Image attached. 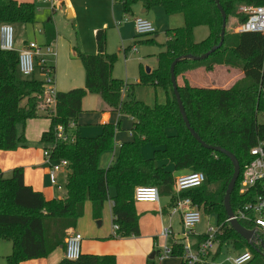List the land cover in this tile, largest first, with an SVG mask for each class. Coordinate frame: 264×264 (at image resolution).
I'll return each instance as SVG.
<instances>
[{
    "label": "trees",
    "instance_id": "obj_1",
    "mask_svg": "<svg viewBox=\"0 0 264 264\" xmlns=\"http://www.w3.org/2000/svg\"><path fill=\"white\" fill-rule=\"evenodd\" d=\"M227 15V29L221 48L202 61H183L176 67V77L198 67L209 72L216 66L240 69L244 79L230 89H206L192 87L188 83L179 86L181 99L191 127L209 146L221 147L236 156L241 174L231 196L234 212L254 202L257 191L241 195L240 185L245 167L254 157L251 150L264 143V34L237 33L228 29L231 16L239 18L240 25L248 17L238 13L243 6L264 7V0H218ZM124 15L134 16V7L142 5L150 11L162 7L169 16L183 14V28L167 30L164 51L158 55L157 68L150 74L142 72L138 84H128L114 78L116 54L107 52V29L98 30L95 36L97 53H78L85 69V87L57 97L56 115L48 117L50 128L41 141L47 145L55 142L59 126L74 136L70 144L57 143L53 157L70 162L63 199L46 200L42 192L35 191L24 181L22 169L13 172L12 180H4L0 170V240L11 242L13 251L6 264H22L45 259L59 248L65 250L66 240L84 216L87 202L92 204L93 218L101 220L104 205L112 201L113 224L119 229L113 238L140 236V215L134 200L138 187L158 188L160 194L170 197L169 207L174 206V172H201L207 177L202 187L182 194L192 199L205 214L215 213L223 235L217 239L219 255L223 246L249 250L253 256L248 264H264V240L258 244L247 242L226 221L224 198L234 174L231 160L224 154L203 147L187 129L180 113L171 81V65L181 56H201L219 45L222 31V15L215 0H115ZM35 4L16 0H0V25L2 23H33ZM207 27L209 36L196 42L194 31ZM49 43L55 38L47 26ZM146 43L152 40H146ZM55 70V67L52 66ZM161 86L168 95L165 105L150 107L135 99L136 85ZM125 93L126 98L122 95ZM88 95H98L111 113L129 116L134 120L133 140L120 147L117 159L109 168L99 167L103 152L114 147L116 132L121 121L102 126V134L86 138L75 131L78 117L83 111V101ZM45 91L40 81L23 78L18 70L16 51L0 48V150L13 151L25 143L24 128L29 120L39 118L45 108ZM19 126L23 132L19 133ZM174 130V132H172ZM145 144L154 148L153 157L142 154ZM169 161L174 171L158 166ZM186 173V174H187ZM114 194L111 195L110 190ZM261 193V191H258ZM249 231L254 227L241 221ZM194 238L193 247L207 239L203 234ZM184 239L173 244L172 257L184 259ZM243 250V251H244ZM160 251H157V255ZM59 264H117L115 256L82 254L77 261L62 260ZM148 264H157L150 260Z\"/></svg>",
    "mask_w": 264,
    "mask_h": 264
},
{
    "label": "rangeland",
    "instance_id": "obj_2",
    "mask_svg": "<svg viewBox=\"0 0 264 264\" xmlns=\"http://www.w3.org/2000/svg\"><path fill=\"white\" fill-rule=\"evenodd\" d=\"M56 1L57 2L55 3V5H52L51 3L40 4L36 2V15L34 22L28 24H18V26H14V28L15 41L22 43V45H26V43L29 44L31 42H36L38 45L41 46L48 45L47 26H49V30L54 33L55 40L53 41V53L46 54V56L48 64L49 62H53V65L55 66L54 77L56 81V89L60 93H66L67 88H69L70 86H77V88L74 89H81L85 87V69L82 61L77 57V55L78 53H82L85 55H94L97 53H87L86 51H84V49L88 50V45L97 48L96 39L94 36L95 33L93 34V29L95 27H97L98 30L107 29V52L109 54L117 55V60L114 64L113 69L114 78L123 80L125 83L137 84L138 82H140V78L143 71L147 73V68L153 70L157 68L158 55L164 51V48L160 47L159 44L166 42V31L168 29L183 28L185 26V17L183 14H175L169 16L166 14L165 10L162 7H155L151 10H159H157L156 12H152V15L150 17L149 14L147 15L148 18L145 17V14H140V16L149 19L155 25L156 29H158V34L153 36L138 37L134 33V24L132 23V21L130 20L128 22H125L128 17L134 16L124 15L121 12L120 18L117 19L118 21L116 23H106L108 24V26H104L105 23H103V20L107 19L103 18V16L106 17L107 15H109V11L102 5L91 7L89 6L88 10L80 16V19H68L67 8H63L64 5L62 6V8H60L61 4L58 3L59 0ZM100 1L101 3L98 4H102L105 1H107L108 3L110 2L111 14H113V0ZM238 13H241L240 10L238 11ZM239 21L240 20L236 15L231 16L228 20V29L237 31L238 27L240 26ZM121 30L127 36L125 40L121 39ZM208 32L209 29L207 27H200V29L195 33L196 41L201 42L205 40L208 37ZM147 38L154 39L157 43L148 44L145 42ZM128 47H131V50L125 52L124 49ZM134 48L137 50V53H134L132 51L134 50ZM15 50L20 51L17 46L15 47ZM223 67L225 66H216L214 68V71L212 72L207 71L205 67H198L196 69H192L188 71V75L186 74V72L177 78L178 85L184 86L186 83H188L192 87H197L198 85V88H201V85L207 84V82L211 80L212 82H215L214 84L216 85L225 86L226 80L224 79V75L222 74L221 70ZM231 69L233 71L235 70V72L233 73H236V71L240 70L235 68ZM38 74L36 73V76H38ZM39 77L42 79L40 75ZM243 79L244 77L238 82L242 81ZM133 95L136 100L144 102L150 107H155L156 105H165L168 101V96L165 89L161 86L153 84L136 85ZM122 98H126L125 93H123ZM99 99L100 98L98 95L86 96L85 107H98ZM40 113L43 114L42 112ZM115 120V124L121 121V126L120 129L116 132L114 147L111 150L103 152L100 156L99 165L105 169L111 166L113 162L117 159L120 152V140L128 136L129 134V126L131 121L130 117L126 115L119 117L118 115ZM83 129L90 130V134H94V132L97 131L95 136L84 135L83 137L92 136L86 138H96L102 134L101 125H83L81 127V131ZM172 132H174V130H172ZM118 134H120L119 137H117ZM153 151L154 148L151 144H145L142 148V154L147 159L153 157ZM0 153H2L1 150ZM157 165H164L169 171L173 170L174 168L169 161H160L157 163ZM4 174L5 181L12 180L13 172L7 171L4 172ZM60 183L63 186V189L60 192L55 191V196L57 197H62L66 194V181L64 176L60 177ZM110 192L113 196V189H111ZM160 201L163 204H166L168 201V196L161 193ZM89 206L90 203H87L85 214L78 221L75 229L76 231L70 233V235L73 233L80 234L84 238L82 242L83 254H85L86 248L87 250H95L99 252L120 251L122 253V257H120V255L115 254L117 256V259L119 260L118 264H148V262L150 261L149 258L153 254L154 250H161L166 245L168 247H172L173 244L177 242V240L180 241L184 239L183 235L181 234L178 235L176 241L174 238H171L167 243V240L161 236V233L164 229L162 224L160 222L157 223L154 219L151 220V223L150 221L144 220V226L143 223L140 222L141 234L139 237H136L134 241L140 240L145 242L147 238L146 234L148 233L146 230L147 228L151 227V229H149L151 230V232H153V234H151L148 239L152 241V246L154 243H156V249L149 252V254L144 258H134L133 261H131V257H133V255L126 257L125 246L121 244L120 241H118L119 239L113 238V236L115 235V230L111 216V205L108 202L105 205L102 219L100 220L102 225L99 223L100 221L98 222L93 219L92 214L89 212ZM150 206V204H144V208H146L141 209V212L144 213V216L146 215V212L147 214H150L147 210V207L149 208ZM178 216L179 215H176L175 218H178ZM201 216L202 221L195 229L197 235L205 234L207 232L208 227L210 226L214 228L218 227V216L215 213L208 215L201 211ZM178 223V220L174 223V230L176 232L183 233L184 230L181 231V227ZM142 229L144 231H142ZM157 233L160 236L159 238L156 237ZM189 241L190 240L186 241V245H193V243ZM192 241H194V238L192 239ZM243 250L244 249L236 250L232 246H223L219 255H211L207 259V262L204 264H232L231 260L238 253L243 252ZM12 251L13 246L11 242L0 240V264H6V258L12 253ZM155 262L157 264L182 263L180 257H169L164 261H160L159 256L155 258Z\"/></svg>",
    "mask_w": 264,
    "mask_h": 264
},
{
    "label": "built area",
    "instance_id": "obj_3",
    "mask_svg": "<svg viewBox=\"0 0 264 264\" xmlns=\"http://www.w3.org/2000/svg\"><path fill=\"white\" fill-rule=\"evenodd\" d=\"M41 4H55V0H37ZM240 12L248 17L246 23L240 25L237 33H262L264 34V7L243 6ZM132 21L135 27V33L138 37L153 36L157 33L155 25L143 16L128 17L125 22ZM15 28L11 23H2L0 25V48L2 51L12 52L15 50ZM134 51H137L134 48ZM18 54V70L23 78H33L37 70L42 75L40 81L45 91V108L42 112L46 117L56 115L57 97L59 92L56 89V81L54 77V69L48 64L45 56L53 53L52 45L41 46L36 42L27 44ZM56 55V53H55ZM74 141V136L68 133L63 126H59L55 131V142L49 144L43 151V156L48 167V176L50 183L58 190H62L58 176L63 172L69 171L70 162L66 159H56L53 157V149L57 143L70 144ZM54 147V148H53ZM251 155L253 161L245 167L243 179L240 185V194L245 195L257 191L254 202L249 203L238 212H234L235 220L245 221L251 224L254 229L255 237L252 239V244H258L264 240V143H259L252 148ZM207 183V177L201 172H190L183 174L175 179L174 197L175 204L170 209L172 216L179 215L183 226V238L189 240L191 236L196 235L195 229L201 223V211L194 205L189 197H182V194L202 187ZM261 191L259 193L258 191ZM134 200L137 203L156 204L160 201V192L154 187H138L135 190ZM231 219H227L230 225ZM231 226V225H230ZM119 229L114 225L115 232ZM223 226L208 227L207 239L198 245L197 249L193 245L184 247V259L187 264H204L207 259L217 251L219 236L223 235ZM172 226L164 227L161 236L166 240L173 236ZM83 237L80 234L73 233L66 240L65 258L70 261H77L82 255ZM173 247L167 245L160 250L159 260L172 257ZM253 256L249 250L238 253L232 260V264H248Z\"/></svg>",
    "mask_w": 264,
    "mask_h": 264
},
{
    "label": "crops",
    "instance_id": "obj_4",
    "mask_svg": "<svg viewBox=\"0 0 264 264\" xmlns=\"http://www.w3.org/2000/svg\"><path fill=\"white\" fill-rule=\"evenodd\" d=\"M16 1L19 2V3H33V4H35L37 2V0H16ZM99 1L100 0H59L58 3L61 4L60 8H62L63 5H64L63 8H65V7L67 8L68 19H74V18L75 19H80V16L84 12H86L88 10L89 6L91 7V6L102 5L103 7H105L109 11V15H107L106 17L103 16V18L107 19V20H103V23H105L104 26H108V24H106V23H116L118 21L117 19L120 18L121 12L123 13L122 6L120 4H118V3H116L115 0H113V6H112L113 14H111V4H110V2L108 3L107 1H105L102 4H98V3H101V1L100 2ZM56 2L57 1L55 0V3ZM120 9H121V11H120ZM157 10H159V9H153V10H150V11H146V13H145L146 16L145 17L148 18V16H147L148 14H149V17H150L152 15V12H156ZM143 11H144V8L142 7V5L139 4V5L135 6L134 7V17L140 16V14L144 15ZM70 16H71V18H69ZM13 25L14 26H18V24H13ZM19 26H22V25H19ZM173 29H178V28H172V29H168V30H173ZM199 29H200V27H197L195 29L194 36H195V33ZM99 30H101V29H99ZM97 31H98V28L95 27L93 29V34L95 33L94 36H96ZM134 33H135V27H134ZM157 34H158V31H157V33L155 35H157ZM208 36H209V32H208ZM126 38H127V36L121 30V39L125 40ZM135 38H136V36H135ZM47 39H48V45H52L53 46V41L55 40V38L52 40L51 43H49V37H47ZM147 39L148 40H152V42H150L148 44L157 43L154 39H149V38H147ZM166 41H167V39H166ZM195 41H196V38H195ZM196 42H198V41H196ZM165 43L159 44V46L163 48V45ZM27 44L28 43H26V45ZM26 45L25 44L22 45V43H19L17 41L15 42V46H17L19 48V50L23 49ZM87 47H89L88 50L83 48L84 51H86L87 53H95V52H97L96 51V49H97L96 47H94V46L92 47L91 45H88ZM130 48L131 47L125 48L124 49L125 52L130 51L131 50ZM132 51L134 53H137V51H134V50H132ZM45 59L47 61V56H45ZM47 63H48V61H47ZM49 64L53 65V62H51V63L49 62ZM152 70L153 69H151V72H152ZM221 70H222V74L224 75V79L226 80L225 81L226 82L225 86L216 85V84H214L215 82H212L210 80V81L207 82V84H203L200 87L201 88H206V89H230L239 80H241L244 77L243 72L240 71V70L236 71V73H233V72H235V70L233 71L231 68L223 67ZM36 73L37 74L39 73L38 76H36ZM36 73L34 74L33 78L38 80V81H41L42 79L39 77V75L41 77H42V75L39 72V70H37ZM188 73L189 72H187L186 74L188 75ZM128 84H130V83H128ZM197 87H198V85H197ZM74 88H77V86H70L69 88H67L66 91L68 92V91L74 90ZM40 115L41 116L39 118L33 119V120H29L26 123L25 128H24L25 143L23 145H20L16 150H13V151H2V153H0V163H1L0 164V170L2 172L3 171L4 172H7V171L8 172H14V170H16V169H22L23 174H24V181H25V183L28 186H31L35 191L42 192L44 197L48 201L49 200H54V199H58L59 200V199L65 198L66 194L64 196H62V197L55 196V193H56L55 191H59L60 192L62 190H58L56 187H53L51 185L50 180H49V176H48V167H47L46 162L44 163L45 159L43 158V154H42L44 149L48 147L47 144H45V143H43L41 141L42 135H43V133H45V132H47L49 130L51 121L45 115H43L41 113H40ZM117 117H118V114L111 113V112L108 111L106 104L102 101L101 98L99 99V106L96 107V108H86L85 107V99H84V101H83V111L78 117L77 125H74V127H77V128H75V131L77 130L79 135L82 136V137L84 135H94L95 136L97 131L94 132V134L93 133L90 134V130L83 129L81 131V127L83 125H92V126L101 125V126H103V125L108 124V123L115 124V122H116L115 119ZM130 119H131V121H130V126H129V134H128V136H126V137H124V138H122L120 140L119 147H121V145H123L124 143L130 142V141L133 140V135L131 133V129L133 128L134 120L131 117H130ZM22 132H23L22 126H19V133L21 134ZM84 133H89V134H84ZM120 134H118L117 137H119ZM86 137H92V136H86ZM99 167L101 169H103V170H106L105 168H102L100 165H99ZM171 171H174V168ZM4 172H3V174H4ZM68 172L69 171L59 174V176H58L59 183H60V177L61 176L65 177V181L67 183ZM186 173L187 172H183V173L174 172V177L176 179V177L181 176V175L186 174ZM4 178H5V174H4ZM60 185H61V183H60ZM107 202L111 205L110 209H111V216H112L113 203H112V201H107ZM87 203H90V202H87ZM87 203L85 205V211H86ZM106 203H105V205H106ZM169 203H170V197H168V201H167L166 204H163L161 201H159L156 204L136 203V209H137V211H139L137 213L138 214L141 213V214H139L140 215V222L143 223V226L145 225V223H144L145 221L144 220L150 221V223H151L152 219H154L157 223L160 222L162 224L163 228L167 227V226H170V225L172 226L174 235L167 239V243H168L169 239H171V238H174L175 241H176L178 235L183 234L181 232H176L174 230V223L177 220L179 221L178 224L181 227V231H183V226H182V223H181V218L179 216H178V218H175V216L171 215ZM144 204H150L151 205L149 208L147 207L148 213H150V214H147V212H146L145 216H144V213L141 212L142 211L141 209H145L146 208V207L144 208ZM105 205H104V208H105ZM89 212L93 216L92 204L91 203H90V206H89ZM102 215H103V213H102ZM112 220H113V216H112ZM140 222H139V225H140ZM99 223L101 224V221ZM149 228L151 229V227H149ZM149 228H147V230H146L148 233L146 234L147 238H146L145 242L144 241H140V240L139 241H134V239L136 237H133V239L121 238V239L118 240L126 248V252H125L126 257H129V256L133 255V257H131V261H133L134 258H139V259L144 258V257H146L149 254V252H151L152 250L156 249V243H154L153 246H152V241L150 239H148L150 237V235L153 234V232H151V230ZM75 231L76 230H74L73 232H75ZM142 231H144V230L142 229ZM140 232H141V230H140ZM156 235H157L156 236L157 238L160 237L158 235V233ZM201 235H203V234H201ZM198 236H200V235H197V233H196L195 237H198ZM192 239L193 238L190 237L189 240L194 244L195 241H192ZM186 241H188V240H184L183 243L186 244ZM177 242H178V240H177ZM136 243H137V245H136ZM157 251H160V249L154 250L153 254L154 253L156 254L155 258L157 257ZM215 253H213V254H215ZM115 254L116 255H120V257H122L121 256L122 253L120 251H118V252H99V251H95V250L94 251L87 250V248H86V251H85V255H97V256L112 255V256H115L116 260H117V264H118L119 260L117 259V256ZM155 258L153 259L154 261H155ZM64 259H65V250L63 248H59V249L54 251L50 256H48L45 259L31 260V261L24 262L22 264H59ZM181 261H182V259H181Z\"/></svg>",
    "mask_w": 264,
    "mask_h": 264
},
{
    "label": "water",
    "instance_id": "obj_5",
    "mask_svg": "<svg viewBox=\"0 0 264 264\" xmlns=\"http://www.w3.org/2000/svg\"><path fill=\"white\" fill-rule=\"evenodd\" d=\"M218 10L220 11L221 15H222V31H221V41L219 43V45L214 46L209 52L205 53L204 55L201 56H193V55H186V56H181L178 57L177 59L174 60V62L171 65L170 71H171V81H172V85H173V90H174V95L176 97L177 103H178V107L180 110V113L183 117V120L185 122V125L187 127V129L190 131V133L192 134V136L205 148L208 149H212L214 151L220 152L224 155H226L232 162L233 167H234V174L233 177L228 185L226 194H225V198H224V207L226 210V214L227 217L229 219H231L230 221V225L231 227L241 236L243 237L247 242L251 243L252 239L255 237V233L254 231H249L246 228H244L241 223L234 218V211L232 209V205H231V196L232 193L234 192L235 186L237 184V181L240 177L241 174V167H240V163L238 161V159L236 158L235 155H233L231 152L221 148V147H212L207 145L201 138L200 136L194 131V129L191 127L190 122L188 120L182 99H181V95L179 92V86H178V82H177V77H176V67L178 64H180L183 61H187V60H191V61H202L207 59L211 54H213L214 52H216L219 48L222 47L223 43H224V39H225V34H226V29H227V15L224 11V9L222 8L221 4L219 3L218 0H215ZM146 13V10L143 11V14ZM71 18V16L69 17ZM147 73H151V69L147 68ZM264 247V246H263ZM155 253L150 257L151 260H153L155 258Z\"/></svg>",
    "mask_w": 264,
    "mask_h": 264
}]
</instances>
